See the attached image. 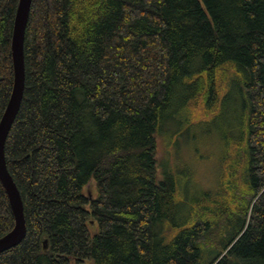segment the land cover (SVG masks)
<instances>
[{
    "label": "trees",
    "instance_id": "1",
    "mask_svg": "<svg viewBox=\"0 0 264 264\" xmlns=\"http://www.w3.org/2000/svg\"><path fill=\"white\" fill-rule=\"evenodd\" d=\"M18 3L0 0V120ZM25 64L5 153L27 234L0 264H264V0H33ZM234 83L223 187L186 198L166 128ZM14 225L0 180V237Z\"/></svg>",
    "mask_w": 264,
    "mask_h": 264
},
{
    "label": "rangeland",
    "instance_id": "2",
    "mask_svg": "<svg viewBox=\"0 0 264 264\" xmlns=\"http://www.w3.org/2000/svg\"><path fill=\"white\" fill-rule=\"evenodd\" d=\"M231 87V92L224 95L218 108L208 117L195 120L191 110L185 109L177 115V122H171L173 128H166L167 136L175 137L177 131L180 134L179 141L172 144L169 150L170 163L177 166L182 184L186 185V198H196L201 192L216 191L223 187L227 165L231 164L225 152L229 144L223 137L228 132L238 135L237 124L242 111V96L235 83ZM159 143L161 150L165 149L164 139L159 138ZM167 157L168 153L164 151L162 160L167 161ZM89 183L84 191L94 196L95 180Z\"/></svg>",
    "mask_w": 264,
    "mask_h": 264
},
{
    "label": "water",
    "instance_id": "3",
    "mask_svg": "<svg viewBox=\"0 0 264 264\" xmlns=\"http://www.w3.org/2000/svg\"><path fill=\"white\" fill-rule=\"evenodd\" d=\"M33 0H19L12 36L14 84L0 120V180L2 181L15 217V225L0 237V252L20 244L27 234L24 201L21 191L7 165L5 147L12 126L20 111L26 84L25 38ZM47 247V240H45Z\"/></svg>",
    "mask_w": 264,
    "mask_h": 264
}]
</instances>
